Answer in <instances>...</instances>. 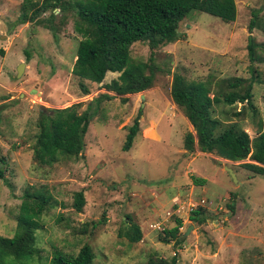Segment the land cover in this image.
<instances>
[{"label": "rangeland", "instance_id": "obj_1", "mask_svg": "<svg viewBox=\"0 0 264 264\" xmlns=\"http://www.w3.org/2000/svg\"><path fill=\"white\" fill-rule=\"evenodd\" d=\"M86 1L65 0L68 6L62 13L54 9L50 17L46 8L21 23L22 0H0V158L5 162L0 165V237L13 235L23 192L44 188L51 201L37 220L35 264H47L55 251L73 256L84 244L93 252V264H145L148 258H174L175 264H264V177L239 166L247 160L229 162L196 148L184 151L183 136L193 130L169 97L174 73L208 83L209 96L226 92L227 79L250 78L246 26L250 12L258 10L250 35L264 44V0H233L236 16L231 23L189 13L178 24V39L154 52L159 72L151 88L125 96L104 89L116 73H106L100 84L70 73L80 40L73 30L74 9ZM256 54L260 60L253 65L257 77L251 88L256 113L240 103L213 107L222 127L235 123L250 139L264 131V49ZM148 55L144 43L131 45L133 61H146ZM20 63L23 69L16 77ZM79 83L88 94H82ZM102 94L108 98L99 100L83 152L59 157L50 166L37 164L32 144L38 110L79 104L80 112ZM137 114L138 133L123 152L127 127ZM225 167L239 184L231 181ZM191 177L204 181L195 185ZM76 192L83 197L80 212L72 208ZM201 198L207 219L191 224L188 205ZM231 201L232 213L226 207ZM124 216L139 227V242L129 244L117 235L124 229ZM174 218L181 220L182 238L163 244L160 232L172 228Z\"/></svg>", "mask_w": 264, "mask_h": 264}, {"label": "trees", "instance_id": "obj_2", "mask_svg": "<svg viewBox=\"0 0 264 264\" xmlns=\"http://www.w3.org/2000/svg\"><path fill=\"white\" fill-rule=\"evenodd\" d=\"M64 1L22 0L21 23L31 21L46 8L50 9V17L54 16V9L62 13L68 6ZM26 10H30V16ZM191 12L204 13L224 23L233 22L236 16L233 0H87L84 5L76 4L73 30L80 40L76 44L71 75L100 84L106 73H116V78L104 85V89L117 96L137 94L151 88L154 76L159 72V67L154 63V52L178 39V24ZM257 19L258 10H252L246 26L249 35L245 43L249 79H227L224 81L228 89L226 92L217 91L209 96L208 83L187 81L182 75L174 73L170 80L169 97L193 130V134L183 136L184 151L191 153L196 148L200 153L214 154L229 162L247 160L248 163L239 166L264 177V131L250 139L235 123L222 127L213 116V107L219 104L227 107H232L234 103L245 104L253 115L256 113L251 100L252 82L257 77L253 65L260 60L256 50L264 49V44L256 43L250 35L256 28ZM138 42L148 48L146 61H133L130 57L131 45ZM78 86L83 95L88 94L86 87L81 83ZM101 98L108 96H98L80 112L79 104L62 109L40 108L35 121L32 159L39 165L50 166L59 157H78L84 150L83 138ZM120 101L123 102L124 98H120ZM242 112L243 108L234 112L233 116H239ZM139 116L137 114L127 127L121 145L123 152L130 148L138 133ZM4 163L0 158V165ZM3 179L0 168V180ZM191 179L195 185H202L204 181L194 177ZM50 201L51 196L44 188H29L23 192L13 235L0 237V264H35L34 258L39 253L35 247V232L39 227L37 220L50 206ZM83 203L82 193H74L72 208L75 212L81 211ZM226 207L233 212L232 201ZM124 217V229L117 235L125 238L129 244L139 242V227L127 216ZM187 219L191 224H202L207 219L205 208L196 207L189 212ZM180 227L181 220L174 218V226L161 230L159 241L163 244H168L169 240L179 241L182 238ZM93 259L91 248L84 244L73 256L55 251L47 264H93ZM145 264H175V259L148 258Z\"/></svg>", "mask_w": 264, "mask_h": 264}, {"label": "water", "instance_id": "obj_3", "mask_svg": "<svg viewBox=\"0 0 264 264\" xmlns=\"http://www.w3.org/2000/svg\"><path fill=\"white\" fill-rule=\"evenodd\" d=\"M23 69V64L20 63L18 64L17 68H16V77L19 76L21 74V71ZM224 170L226 171V173L228 174L229 178L231 179V181L234 183V184H239V182L236 180L235 178V175L234 173L232 172V170L230 168H224ZM192 227L189 226L186 231L184 232L183 236H186L187 233L189 232V230L191 229Z\"/></svg>", "mask_w": 264, "mask_h": 264}, {"label": "built area", "instance_id": "obj_4", "mask_svg": "<svg viewBox=\"0 0 264 264\" xmlns=\"http://www.w3.org/2000/svg\"><path fill=\"white\" fill-rule=\"evenodd\" d=\"M194 204H196L197 205V207H204V199H199V200H197V202L196 203H191V204H189L188 205V207H189V212L191 211V208L193 207V205ZM179 210H180V208L178 207V209L176 210V212L177 213H179ZM193 210V209H192ZM181 230V227L179 228V231Z\"/></svg>", "mask_w": 264, "mask_h": 264}]
</instances>
